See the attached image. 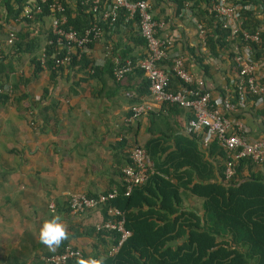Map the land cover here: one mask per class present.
I'll return each instance as SVG.
<instances>
[{
  "label": "crops",
  "instance_id": "crops-1",
  "mask_svg": "<svg viewBox=\"0 0 264 264\" xmlns=\"http://www.w3.org/2000/svg\"><path fill=\"white\" fill-rule=\"evenodd\" d=\"M147 1L153 18L162 25L158 36L171 40L170 58L183 57L193 84L200 91L209 92L212 100L228 98L235 102L231 85L236 76L231 55L234 43L224 39V45H214L211 52L206 34L204 40L199 37L198 23L189 10L175 0ZM256 18L262 24L259 30L264 32V14L256 13ZM0 24L5 26L0 29V38L12 28H22L18 20L7 18L3 11ZM137 30L129 34L115 32L110 39L141 59L146 48L136 43ZM211 37V43L216 42L215 36ZM105 39L94 42L87 51L103 67L107 55L104 45L110 42ZM44 43L45 40L41 48ZM2 44L6 51L5 41ZM119 53L112 57L122 52ZM252 56L259 64L257 75L264 80V45ZM14 59L8 58L13 60L16 75H25L19 93L28 97L17 109L0 107V264H6L11 253H17L21 264H37L41 254L56 252L58 249L49 250L38 239L42 222L53 214L60 215L66 223L69 243L80 249L84 258H95V254L99 257L106 242L97 240L90 229L101 220L100 210L74 215L67 205L69 195H98L119 183L132 142L144 146L152 136L150 128L170 132L165 145L174 148L176 136L192 135L186 131L191 113L151 102L146 95L141 102H150L151 110L130 120L132 103L111 78H82L66 73L52 81L45 70L30 77L29 57ZM174 79L172 83H176ZM140 82L138 76L130 78L136 87ZM226 115L242 120L249 140H264V102L258 106L249 96L244 108ZM196 138L207 156L210 145L203 147ZM262 168L257 166L253 172Z\"/></svg>",
  "mask_w": 264,
  "mask_h": 264
},
{
  "label": "trees",
  "instance_id": "trees-1",
  "mask_svg": "<svg viewBox=\"0 0 264 264\" xmlns=\"http://www.w3.org/2000/svg\"><path fill=\"white\" fill-rule=\"evenodd\" d=\"M175 1L190 11L197 23L203 25L206 30V45L211 52H214V45H224L227 32L216 15L208 11L211 0ZM235 1L243 7H251L250 10H243L245 21L242 27L250 32L259 30L262 24L256 18V13L264 14V0ZM109 2L110 0H102V6H107ZM32 4H38L40 12H36ZM57 5L61 10L57 9ZM27 6L32 10L30 17L22 16ZM0 11L7 18L16 22L18 20V24L22 26L19 30L12 28L6 31L4 37L0 38L2 44L8 40L9 33L15 36L12 43L7 45L6 51L4 48L1 52L0 107L17 109L28 97L25 93H19L20 82L25 75H16L13 60H8L12 56L19 61L22 55L29 57V67L32 69L30 77L45 70L52 81L55 77L67 75L66 73L82 78H111L132 104L141 102L149 95V82L140 68H134L119 80L113 74L112 56L115 54L122 52V56L117 55L121 59H131L133 62L138 60L131 50H126L121 44L116 45L110 39L115 32L129 34L131 30L138 29L137 18H130L125 9L118 12L114 21L97 23L102 31L98 40L103 37L110 40L104 45L107 54L105 68L99 66L89 52L81 54L79 58L72 53L67 62L57 63V59L65 57V50L57 44L56 37L52 34L51 19L64 17L65 22L61 26L63 29L72 28L83 33L97 22L95 14L84 0H0ZM4 28L0 24V29ZM137 34L139 37L136 43L146 48L139 29ZM211 36H215L216 42L211 43ZM220 37L222 40H219ZM260 37V44L252 46L253 53L264 45L263 30H260ZM43 40L45 43L41 48ZM49 40L52 41L50 44L47 43ZM237 41L240 42L239 46L243 44L240 38ZM94 42L88 44V50L92 49ZM40 49H44V53ZM42 54L45 69L40 65L39 58ZM145 54L146 51L143 57ZM135 76L141 79L137 84L139 87L130 83V78ZM172 80L173 77L170 78L171 88L174 84H177V88L179 81L174 79L176 83H172ZM189 87L198 89L194 84ZM129 114L131 115V110ZM192 121L191 115L189 124ZM31 124H34L33 120ZM149 132L152 136L142 147L153 162L154 172L147 181L135 187L128 196L124 194L121 180L102 192L115 188L118 196L99 208L101 219L112 217L108 209L115 208L122 213L124 228L130 231V236L122 243L118 252L109 256L108 251L118 243L119 234L116 231H97L96 224L90 229L97 240L106 242L101 254L106 258L104 264H264V165L256 173L253 172V168L257 167L255 164L248 159H240L234 164V175L225 180V151L217 142L210 144L206 156L193 135L176 136L174 148L171 149L165 145L170 132L153 131L152 128ZM134 144L137 142L134 141L131 145ZM128 162L127 159L125 165ZM189 197L201 199V207L189 204ZM68 244L71 245L67 239L54 253L63 251ZM54 253L41 254L36 263L44 264L42 256ZM77 259L78 257H74L64 264H76ZM5 263L21 264L17 253L8 254Z\"/></svg>",
  "mask_w": 264,
  "mask_h": 264
},
{
  "label": "built area",
  "instance_id": "built-area-1",
  "mask_svg": "<svg viewBox=\"0 0 264 264\" xmlns=\"http://www.w3.org/2000/svg\"><path fill=\"white\" fill-rule=\"evenodd\" d=\"M45 2V0H39ZM91 11L95 14L97 22L83 33H78L72 28L63 29L61 26L65 18H52V34L56 42L65 50V57L57 59L58 64L67 62L72 53L81 54L88 51V44L98 40L102 34L99 29V22L107 20L114 21L118 12L125 9L129 17L137 18L138 29L146 45V54L136 61L121 59L119 56L112 58L113 74L117 80L134 68H140L149 82V97L151 102L165 105H176L178 108L188 110L193 116V121L187 125L188 134L199 137L203 147H208L212 142H217L225 151L224 179L229 180L235 173V162L240 159H248L256 166L264 165V140L251 141L247 138L246 128L240 119L231 118L226 115L238 108H244L248 94L254 98V103L262 106L264 102V82L257 75L258 62L253 59V45L261 42L260 30L250 32L244 29L245 17L243 10H250L251 7H243L235 0H211L208 11L214 13L222 28L227 32V39L234 43L232 59L236 66V76L231 85L235 91V102L228 98L211 99L209 92L194 90L193 79L185 66L183 57L175 56L170 58L168 47L171 44L169 38H160L158 32L162 25L153 19L151 6L145 0H110L107 6H102V0H84ZM34 2V1H33ZM36 12H40L38 4H32ZM57 9L61 7L57 5ZM31 8L26 7L22 16L30 17ZM199 37L204 40L206 30L198 23ZM15 38L9 33L5 45L12 43ZM237 38L241 39L242 45ZM49 40L47 43L50 44ZM4 45L0 44V58ZM43 53H44V49ZM41 50V51H42ZM40 65L45 69L44 54L40 55ZM167 62V63H166ZM176 78L179 85L176 89L171 88L170 78ZM130 120H137L141 115L151 110V104L147 101L131 104ZM128 164L122 167L120 172L121 184L124 187V194L130 195L135 187L144 184L150 174L154 172V165L146 150L134 144L128 150ZM118 196V190L100 193L97 196H87L78 192L69 195L68 205L70 212L74 215L84 214L87 211L98 209ZM53 209V205L49 207ZM108 213L112 216L106 220L101 219L96 224V230L116 231L119 234V241L108 251L109 256H114L122 243L130 236V231L124 228L122 213L115 208H109ZM113 216L120 217L118 219ZM80 249L73 245H65L63 251L42 256L44 264H64L69 259L81 257Z\"/></svg>",
  "mask_w": 264,
  "mask_h": 264
},
{
  "label": "clouds",
  "instance_id": "clouds-1",
  "mask_svg": "<svg viewBox=\"0 0 264 264\" xmlns=\"http://www.w3.org/2000/svg\"><path fill=\"white\" fill-rule=\"evenodd\" d=\"M68 237L67 225L58 214L45 219L39 228V241L52 251L58 249ZM105 259L103 255L95 258L78 257L76 264H104Z\"/></svg>",
  "mask_w": 264,
  "mask_h": 264
},
{
  "label": "rangeland",
  "instance_id": "rangeland-1",
  "mask_svg": "<svg viewBox=\"0 0 264 264\" xmlns=\"http://www.w3.org/2000/svg\"><path fill=\"white\" fill-rule=\"evenodd\" d=\"M201 199H197V198H191V197H189L188 198V203L189 204H194V206H197V207H201Z\"/></svg>",
  "mask_w": 264,
  "mask_h": 264
}]
</instances>
